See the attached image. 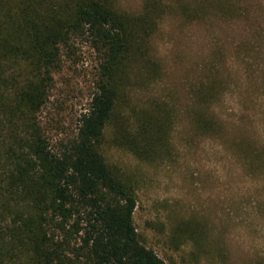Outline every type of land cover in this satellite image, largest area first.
I'll use <instances>...</instances> for the list:
<instances>
[{
    "label": "rangeland",
    "instance_id": "374dc122",
    "mask_svg": "<svg viewBox=\"0 0 264 264\" xmlns=\"http://www.w3.org/2000/svg\"><path fill=\"white\" fill-rule=\"evenodd\" d=\"M149 1L115 4L144 17ZM156 1L157 30L102 154L134 187L136 229L165 264H264V0ZM60 58L39 114L52 145L74 136L101 57L79 40ZM160 126L162 143L126 146L122 129Z\"/></svg>",
    "mask_w": 264,
    "mask_h": 264
},
{
    "label": "trees",
    "instance_id": "16d2710c",
    "mask_svg": "<svg viewBox=\"0 0 264 264\" xmlns=\"http://www.w3.org/2000/svg\"><path fill=\"white\" fill-rule=\"evenodd\" d=\"M148 3L140 18L115 0H0V264H165L136 229L134 187L101 150L157 30L162 7ZM79 40L101 57L96 91L74 136L52 145L39 114L62 49ZM122 132L142 154L164 131Z\"/></svg>",
    "mask_w": 264,
    "mask_h": 264
}]
</instances>
